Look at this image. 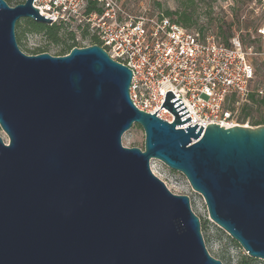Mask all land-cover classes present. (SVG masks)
<instances>
[{
  "label": "water",
  "instance_id": "obj_1",
  "mask_svg": "<svg viewBox=\"0 0 264 264\" xmlns=\"http://www.w3.org/2000/svg\"><path fill=\"white\" fill-rule=\"evenodd\" d=\"M33 0H0V264H223L207 250L189 196L150 158L180 172L209 218L264 260V125L191 120L171 90L158 109L130 99L131 70L99 45L27 54L15 26L51 24ZM137 124L143 147L123 146Z\"/></svg>",
  "mask_w": 264,
  "mask_h": 264
},
{
  "label": "built area",
  "instance_id": "obj_2",
  "mask_svg": "<svg viewBox=\"0 0 264 264\" xmlns=\"http://www.w3.org/2000/svg\"><path fill=\"white\" fill-rule=\"evenodd\" d=\"M32 5L52 19L51 24L69 32L75 47L99 45L111 59L127 66L132 72L130 99L138 109L155 113L171 90L191 118L183 128L196 123L203 128L209 123L237 124L238 107L247 101L255 78L248 57L251 48L244 47L238 33L227 43L211 35L201 37L161 12L133 15L121 0H33ZM256 34L264 43V21ZM156 115L168 122L174 118L164 107ZM157 160L150 158L149 167L173 192Z\"/></svg>",
  "mask_w": 264,
  "mask_h": 264
},
{
  "label": "rangeland",
  "instance_id": "obj_3",
  "mask_svg": "<svg viewBox=\"0 0 264 264\" xmlns=\"http://www.w3.org/2000/svg\"><path fill=\"white\" fill-rule=\"evenodd\" d=\"M125 10L133 15L154 14L166 10L186 13L190 16L191 25L189 31L198 32L201 37L211 35L218 41L223 42V36L231 26L230 36L238 33L244 47H250L249 60L255 69V78L251 89L262 90L264 97V43L256 34L257 29L264 21V0H121ZM11 6H14L11 4ZM176 17V16H175ZM172 16V18H175ZM219 29L223 34L219 35ZM15 28V34H17ZM229 32V31H228ZM228 34V33H227ZM59 35L66 36L59 30ZM229 36V37H230ZM64 38L65 42L68 40ZM25 53L34 51L36 48L44 49L52 55H57L62 45L49 41L41 34H26L21 41ZM250 106V114L243 121L238 107L237 124L251 125L254 120H264V103ZM264 125V124H262ZM5 142L7 136L0 130ZM144 133L137 124L127 130L122 136L123 146L143 147ZM156 164L159 170L168 178L169 186L175 193H184L189 196L191 209L199 217L201 232L208 252L223 264H243L244 256H248L242 247L233 240L223 229L214 223L208 215L202 196L193 191L183 174L169 169L158 160ZM250 264H264V260L253 258Z\"/></svg>",
  "mask_w": 264,
  "mask_h": 264
},
{
  "label": "trees",
  "instance_id": "obj_4",
  "mask_svg": "<svg viewBox=\"0 0 264 264\" xmlns=\"http://www.w3.org/2000/svg\"><path fill=\"white\" fill-rule=\"evenodd\" d=\"M9 5H16L19 3L24 2V0H5ZM164 14L166 16H168L172 21L182 25L183 27L187 28L191 25V19L190 16L186 13V10H183L182 12L179 11H170V10H166L164 12ZM175 17V18H172ZM16 30L18 31L16 35V40L18 43L19 48L23 51L22 49V38L24 37V35L26 34H41L44 37H46L49 41L56 43V44H61L62 48L61 50L57 53V55H63L66 54L72 47L75 46L74 42L71 41V37L72 35L67 32L66 30H64L61 26H59L58 24H42V23H38L30 18H21L17 21L16 26H15ZM228 31L226 32V34H224L223 36V43H227L228 42V38L230 36V32H231V26H229ZM59 30L64 33L65 37H62L61 35H59ZM256 31V29H255ZM228 33V34H227ZM223 34L222 30L219 29V35ZM64 38L66 39V41L68 40V43L65 42ZM46 50L44 49H40V48H36L34 51H30L28 53L30 54H35V53H39V52H45ZM236 99V97L234 95L230 96V100L234 101ZM247 101L252 102L253 105H258L261 103H264V97L262 96V94H260L258 92V89H251L248 93V97H247ZM247 101L243 102L240 107H239V112L241 115V120L243 121L244 119H246L247 116H249L250 114V106L247 104ZM238 112V113H239ZM264 124V120L259 119V120H254L251 122V125L253 126H258V125H262ZM253 260L252 257L250 256H244L243 258V264H250V262Z\"/></svg>",
  "mask_w": 264,
  "mask_h": 264
},
{
  "label": "bare ground",
  "instance_id": "obj_5",
  "mask_svg": "<svg viewBox=\"0 0 264 264\" xmlns=\"http://www.w3.org/2000/svg\"><path fill=\"white\" fill-rule=\"evenodd\" d=\"M186 124H183V125H181L182 127L181 128H183V126H185Z\"/></svg>",
  "mask_w": 264,
  "mask_h": 264
}]
</instances>
